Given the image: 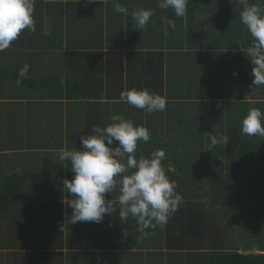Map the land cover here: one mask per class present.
I'll list each match as a JSON object with an SVG mask.
<instances>
[{"label":"crops","instance_id":"0c3cea01","mask_svg":"<svg viewBox=\"0 0 264 264\" xmlns=\"http://www.w3.org/2000/svg\"><path fill=\"white\" fill-rule=\"evenodd\" d=\"M158 5L37 0L35 32L0 52V189L6 176L54 165L0 210V264H215L264 255V138L241 134L248 110L264 111V86L252 89V64L237 44L252 42L240 0H190L183 17ZM141 8L155 14L139 31L132 13ZM132 88L166 96V111L122 102ZM116 114L146 126L150 140L138 151L163 149L174 169L183 200L163 227L141 232L131 217L121 222L118 204L100 223H65L72 197L62 180L74 173L57 153L82 150L81 136ZM225 133L227 144L208 148L206 134Z\"/></svg>","mask_w":264,"mask_h":264},{"label":"clouds","instance_id":"9594fccd","mask_svg":"<svg viewBox=\"0 0 264 264\" xmlns=\"http://www.w3.org/2000/svg\"><path fill=\"white\" fill-rule=\"evenodd\" d=\"M189 3L190 0H159L158 6L171 9L176 17H183ZM240 4V23L246 27L252 42L247 47L240 42L237 44L252 64L253 89L264 86V4L249 3V0H240ZM36 5L37 0H0V52L8 49L25 30L35 32ZM113 7L118 13L125 12L119 3ZM154 14V9L144 8L133 12L134 29H145ZM166 23L175 28L174 20ZM29 67L25 64L18 72L19 77H25ZM120 100L146 114L164 112L168 104L166 96L147 88L123 91ZM110 120L106 127L93 125L90 134L81 136L82 150L63 147L57 153L60 161H70L74 173L71 180H62L63 190L72 197L65 198L72 209L70 217L65 215V223H100L106 215L117 214L118 204L121 222L131 217L141 232L163 227L183 200L177 191V181L169 175L174 169L163 163L166 159L163 149L149 155L138 151L139 143L147 144L150 140L151 133L146 126L135 124L123 114L112 115ZM241 134L264 138L261 108L248 110L241 121ZM206 136L210 141L209 149L228 143L226 133ZM109 195L113 197L111 200L107 199Z\"/></svg>","mask_w":264,"mask_h":264},{"label":"trees","instance_id":"16d2710c","mask_svg":"<svg viewBox=\"0 0 264 264\" xmlns=\"http://www.w3.org/2000/svg\"><path fill=\"white\" fill-rule=\"evenodd\" d=\"M50 164V162H47V167L39 174L26 172L25 175L14 174L6 176L5 182L0 189V210H5L9 198L23 186V182L26 180H42L46 178L49 170L54 166ZM215 264H264V255H224L223 258Z\"/></svg>","mask_w":264,"mask_h":264}]
</instances>
